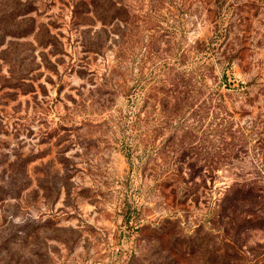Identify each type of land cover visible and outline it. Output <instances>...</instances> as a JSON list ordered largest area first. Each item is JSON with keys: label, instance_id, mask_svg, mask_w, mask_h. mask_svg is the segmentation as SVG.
Here are the masks:
<instances>
[{"label": "rangeland", "instance_id": "1", "mask_svg": "<svg viewBox=\"0 0 264 264\" xmlns=\"http://www.w3.org/2000/svg\"><path fill=\"white\" fill-rule=\"evenodd\" d=\"M234 195L264 264V0H0V264H172Z\"/></svg>", "mask_w": 264, "mask_h": 264}, {"label": "trees", "instance_id": "2", "mask_svg": "<svg viewBox=\"0 0 264 264\" xmlns=\"http://www.w3.org/2000/svg\"><path fill=\"white\" fill-rule=\"evenodd\" d=\"M256 198H262V196L261 195H257V197L255 196L252 201L254 202ZM226 201H228V202L231 201L233 203L232 206H231V212H230V213H232V217H231V220L225 221L222 226H218V228L221 230V232L223 233V236L225 238V240H223L222 245L220 243L215 244L216 242H211L212 240L209 237L208 231H205L206 233L203 235L205 237V241H204L205 243L198 241L197 240L198 239L197 235L200 232L198 230L199 229L198 228V229L195 230L194 236L191 237L189 245L187 243H185L182 246V248H179V245L176 246V247L173 245L172 246L173 249L172 248H167L166 249V252H168L169 255H172L170 257H173L172 260H171L172 264H177L178 263V259H176V257H180L181 255H184L185 253L186 254H188V253L189 254H193L196 251V249L195 250H191V245L200 247V245L203 244V243H204L205 251L207 250V257H205V260L203 261V264H225L226 262L229 263V262L233 261L234 259H236L237 256H236L235 253H231V252L225 250V246H227V242L229 244H232V245L235 244L229 238V236H227V234H229V231L233 230L234 227H228V225L231 223L232 220H234L235 212L238 210L236 204L238 202H240V201H245V199H244V197L240 198L239 195H234V196L228 197V199L227 200L225 199V201H224V199H222L217 204V208H218L219 212H218L217 215H215L212 218L211 221H217V219H218V221L220 223V222H222V220L224 221L225 218H229V215L226 214L225 212L227 211V209L230 208V204H228V203L226 204ZM252 201H250V203ZM262 204H263V202H260V204L258 203V205H255L254 208L251 210V214L250 215L253 216L254 213L260 212V210L262 209ZM240 215H241V212H240ZM248 221L252 222L253 218L250 217ZM263 227H264V225H263ZM247 228L248 229H250V228L252 229L253 226L250 225ZM226 240H227V242H226ZM189 247H190V249H189Z\"/></svg>", "mask_w": 264, "mask_h": 264}]
</instances>
